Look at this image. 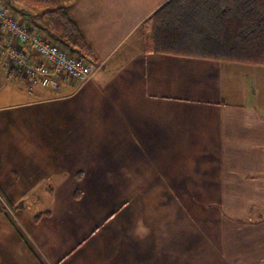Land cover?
I'll list each match as a JSON object with an SVG mask.
<instances>
[{
    "label": "crops",
    "instance_id": "obj_1",
    "mask_svg": "<svg viewBox=\"0 0 264 264\" xmlns=\"http://www.w3.org/2000/svg\"><path fill=\"white\" fill-rule=\"evenodd\" d=\"M165 1L62 0L82 84L0 65V264H264V64L146 52Z\"/></svg>",
    "mask_w": 264,
    "mask_h": 264
},
{
    "label": "trees",
    "instance_id": "obj_2",
    "mask_svg": "<svg viewBox=\"0 0 264 264\" xmlns=\"http://www.w3.org/2000/svg\"><path fill=\"white\" fill-rule=\"evenodd\" d=\"M15 1L21 5L11 10L29 31L93 60L62 0ZM139 29L146 52L264 64V0H166Z\"/></svg>",
    "mask_w": 264,
    "mask_h": 264
},
{
    "label": "built area",
    "instance_id": "obj_3",
    "mask_svg": "<svg viewBox=\"0 0 264 264\" xmlns=\"http://www.w3.org/2000/svg\"><path fill=\"white\" fill-rule=\"evenodd\" d=\"M0 65L18 70L40 87L51 88H57L63 77L82 84L96 70L88 60L63 49L38 30L29 31L4 0H0Z\"/></svg>",
    "mask_w": 264,
    "mask_h": 264
},
{
    "label": "clouds",
    "instance_id": "obj_4",
    "mask_svg": "<svg viewBox=\"0 0 264 264\" xmlns=\"http://www.w3.org/2000/svg\"><path fill=\"white\" fill-rule=\"evenodd\" d=\"M148 229L146 227H139L136 231V235L139 236L140 238H143L144 236H146L148 234Z\"/></svg>",
    "mask_w": 264,
    "mask_h": 264
},
{
    "label": "rangeland",
    "instance_id": "obj_5",
    "mask_svg": "<svg viewBox=\"0 0 264 264\" xmlns=\"http://www.w3.org/2000/svg\"><path fill=\"white\" fill-rule=\"evenodd\" d=\"M4 2H8L9 4V6L11 5L13 8H15V7H17L18 5H21V3H19V2H17V1H15V0H4ZM14 12V14H16L15 13V11H13ZM16 16H17V14H16Z\"/></svg>",
    "mask_w": 264,
    "mask_h": 264
}]
</instances>
